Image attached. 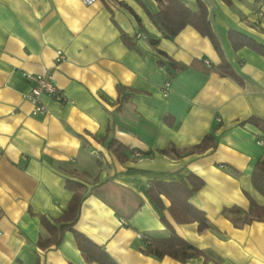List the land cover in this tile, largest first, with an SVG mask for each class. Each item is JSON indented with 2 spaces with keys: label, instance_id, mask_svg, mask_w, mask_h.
Masks as SVG:
<instances>
[{
  "label": "crops",
  "instance_id": "0c3cea01",
  "mask_svg": "<svg viewBox=\"0 0 264 264\" xmlns=\"http://www.w3.org/2000/svg\"><path fill=\"white\" fill-rule=\"evenodd\" d=\"M181 1L209 35L166 37L157 0H0V264H99L74 232L117 264H264V0ZM28 74L65 100L34 115ZM173 235L201 255L146 253Z\"/></svg>",
  "mask_w": 264,
  "mask_h": 264
},
{
  "label": "trees",
  "instance_id": "16d2710c",
  "mask_svg": "<svg viewBox=\"0 0 264 264\" xmlns=\"http://www.w3.org/2000/svg\"><path fill=\"white\" fill-rule=\"evenodd\" d=\"M157 1L161 5V10L156 13H152L151 19L166 37L173 38L183 27L187 25L194 27L203 35L210 34L209 24L206 19V10L201 2L198 1L197 11H192L186 7L181 0ZM165 66L168 68L170 73L168 82L172 80L176 70L182 69L180 65L173 62L165 63ZM259 124H261V122H259ZM212 143V137L206 136L201 143L194 146V149L197 151H204ZM110 147L119 159L125 158L126 151L123 145L112 142ZM174 151L177 153L176 150ZM164 152H166V150H164ZM259 170H261V172H258L257 174L259 175V173H261L259 176H262V170H264V160L260 162ZM194 190L195 188L190 190L188 194H191ZM79 205L80 196L76 195L73 197L71 204L65 213V216L72 221V224L68 226L74 224L75 213ZM189 214L191 221L198 222V229L200 231L208 227L204 213L189 206ZM74 234L79 250L85 255V258L88 261L99 264H117V262L114 261L101 247L91 242L79 232H74ZM57 243L58 241H56V244ZM47 244L48 243H46V245ZM146 253L157 258H162L165 255H168L181 262H185L189 258L201 255L200 250L176 235H173L170 239L151 242L146 249Z\"/></svg>",
  "mask_w": 264,
  "mask_h": 264
},
{
  "label": "built area",
  "instance_id": "2783aa9c",
  "mask_svg": "<svg viewBox=\"0 0 264 264\" xmlns=\"http://www.w3.org/2000/svg\"><path fill=\"white\" fill-rule=\"evenodd\" d=\"M83 2L85 4H91L94 2V0H83ZM141 36L142 34L137 35V37H141ZM58 54L59 57H61L60 53ZM203 65L207 68L211 67V63L207 59L203 60ZM27 78L30 79L34 84L31 90L29 91V93L26 94V98L33 104L32 113L34 115L44 114L47 112L46 106L41 102V96L43 94L52 97L54 100L58 102H63L65 100V96L63 92H61V90L55 85L51 75L28 74ZM167 86L168 83L165 85V88H167ZM0 235H1V231H0Z\"/></svg>",
  "mask_w": 264,
  "mask_h": 264
}]
</instances>
